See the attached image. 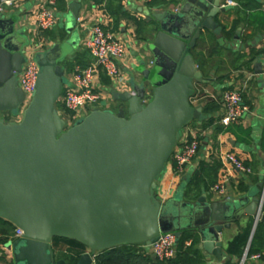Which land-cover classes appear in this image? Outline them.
I'll list each match as a JSON object with an SVG mask.
<instances>
[{"label": "water", "instance_id": "obj_1", "mask_svg": "<svg viewBox=\"0 0 264 264\" xmlns=\"http://www.w3.org/2000/svg\"><path fill=\"white\" fill-rule=\"evenodd\" d=\"M223 9L221 0H185L179 11L152 14L158 24L129 70L131 91L118 94L127 110L94 107L68 129L57 103L69 84L61 62L73 40L36 53L40 73L21 119L0 118V218L23 230L7 243L15 264H64L55 259V237L84 244L78 264H96L98 252L126 244L151 249L169 231L178 244L187 230L219 255L224 228L243 214L256 216L255 194L247 206L228 199L222 208L184 202V189L168 201L156 194L182 130L202 118L191 103L202 74L190 50L205 29L220 35L215 16ZM15 23L0 15V112H17L25 101L19 77L31 45Z\"/></svg>", "mask_w": 264, "mask_h": 264}, {"label": "crops", "instance_id": "obj_2", "mask_svg": "<svg viewBox=\"0 0 264 264\" xmlns=\"http://www.w3.org/2000/svg\"><path fill=\"white\" fill-rule=\"evenodd\" d=\"M184 1L153 0L143 3L140 0H57V25L45 34L47 43L42 50L71 38V51L63 63L71 61L73 66L89 65L93 58L85 40L90 28L102 24L114 31L127 45V52L119 61L126 80L118 85L108 75L101 73L95 84L105 97L97 107L114 112L127 110L128 103L119 99L118 94L131 91L128 83L129 70L136 63L141 41L145 37H153L154 25L158 23L156 19L149 21L148 18L164 11H179ZM234 1L238 6L223 7L225 0H221V7L224 9L215 16V22L222 28L220 35L214 30L205 29L197 40L196 47L190 50L202 74L201 79L195 81L191 103L201 108L202 118L195 119L196 122L185 127L182 132L185 134L190 131L195 134L200 140V148L181 176L175 173L174 161H168L156 189L157 196L164 201L176 197L180 189L185 190L184 202L195 204L203 199L202 203L205 205L216 203L219 208L228 199L241 200L243 206H247L252 202L251 194L261 197L264 182V27L249 21V17L250 13L264 11V0ZM37 6L38 0H15L4 13L6 18L15 19L16 30L25 32L30 45L34 43L37 34ZM214 38L219 46L214 45ZM204 44L208 47L204 48ZM66 76L70 82L67 67ZM229 89H240L243 92V100L249 111L239 123L223 126L219 120L225 112L224 94ZM23 110L24 107L21 106L17 112L2 111L0 118L19 121ZM227 153L246 162L252 172L244 173L226 163L223 155ZM226 177H229L226 192L215 191L214 185ZM246 198L249 200L246 201ZM251 220L254 225L255 217L243 214L233 220L229 228H224L221 233L222 251L219 255L203 249L196 233L199 238L197 247L206 264H239L242 257L229 252V243ZM7 243L1 244V249ZM52 247L55 259L67 264L63 255L68 246H55L52 242ZM6 250L4 257H0V263L15 264L13 251L8 247ZM84 253L86 250L81 255ZM254 261L264 264L263 258Z\"/></svg>", "mask_w": 264, "mask_h": 264}, {"label": "built area", "instance_id": "obj_3", "mask_svg": "<svg viewBox=\"0 0 264 264\" xmlns=\"http://www.w3.org/2000/svg\"><path fill=\"white\" fill-rule=\"evenodd\" d=\"M14 1L15 0H2L0 3V15H4L7 8L14 4ZM140 1L149 3L153 0ZM56 2L57 0H38L37 10L35 11L37 34L34 43L27 50L28 60L19 77V86L25 94L23 107L31 100L36 90L40 73V66L35 59V55L37 52L44 49L47 43L44 38L45 34L53 30L57 25ZM226 6H238V3L234 0H225L223 7ZM85 45L93 61L87 66L76 65L69 84L64 86V97L62 101L65 110L59 111V113L65 121V129L70 128L78 119L88 114L89 111L97 107L104 99V93L98 90L95 84L97 77H99L101 73L108 75L111 80L118 85L123 84L126 80L121 71L119 61L126 54L127 45L114 31L104 27L102 24H96L90 28L89 36L85 40ZM224 103L225 112L219 120V123L223 126L239 123L249 111V107L245 105L243 100V92L240 89L227 90L224 94ZM199 148L200 140L195 134L190 131L185 134L181 132V137L173 153L176 162L174 167L176 175L181 176L184 173L187 164L197 155ZM223 159L226 163L231 164L244 173L252 172L251 167L247 166L232 153L223 155ZM228 181L229 177H226L222 182L215 184L213 189L220 193H225ZM260 199L259 208L255 216V222L257 224L264 215V182ZM22 235L23 230L17 228L15 235L9 242L12 243ZM176 241L177 234L175 232L169 231L162 233L158 241L152 245V252L161 260L173 258L177 253ZM191 243L192 240H189L188 244ZM6 248L7 246H4L2 249L3 253ZM249 249L250 245H247L239 264H245L249 259L258 260L261 258L260 254H254L249 258ZM0 255H2V253ZM95 257L96 256H94V259ZM7 260H9V255Z\"/></svg>", "mask_w": 264, "mask_h": 264}, {"label": "trees", "instance_id": "obj_4", "mask_svg": "<svg viewBox=\"0 0 264 264\" xmlns=\"http://www.w3.org/2000/svg\"><path fill=\"white\" fill-rule=\"evenodd\" d=\"M249 21L256 22L260 26L264 27V11H256L250 13ZM204 39V38H202ZM205 40V39H204ZM214 45L219 46L216 38L213 39ZM207 44H204V48H207ZM201 56V55H200ZM204 59V58H203ZM204 61V60H203ZM69 71L73 67L71 61L63 64ZM87 66V65H82ZM58 110L64 111V104L58 103ZM196 120H193L189 125H192ZM230 126V125H229ZM173 160L175 165V159L172 155L170 160ZM169 160V161H170ZM249 166L246 162H244ZM175 167V166H174ZM253 227V220H251L246 227H244L238 235H236L229 243V252H234L238 256L242 257L245 247L247 246ZM15 227L11 222L0 218V257H4V253L1 249V244H6L16 232ZM192 240L191 244L188 241ZM54 245L66 244L68 246L64 257L67 260V264H77L78 257L86 250V246L76 240L65 239L61 237H55L53 239ZM199 238L193 231H184L179 243L177 244L176 256L170 259L161 260L154 258L150 248L141 244H126L113 247L108 250L98 252L95 260L96 264H206L205 258L199 248L197 247ZM264 222H258L254 235L250 244L249 255L250 258L254 254H260L264 259ZM13 264V263H12ZM245 264H258L256 261L249 259Z\"/></svg>", "mask_w": 264, "mask_h": 264}, {"label": "rangeland", "instance_id": "obj_5", "mask_svg": "<svg viewBox=\"0 0 264 264\" xmlns=\"http://www.w3.org/2000/svg\"><path fill=\"white\" fill-rule=\"evenodd\" d=\"M63 62H64V60L61 62L62 65L64 64ZM74 67H75V66H73L72 69L70 70V78L73 77V70H74ZM63 97H64V91H63V93H62V95H61V98H60V100H59L58 103H63V101H62ZM58 103H57V104H58ZM98 105H100V104H98ZM57 108H59L58 105H57ZM83 117H84V116H83Z\"/></svg>", "mask_w": 264, "mask_h": 264}]
</instances>
